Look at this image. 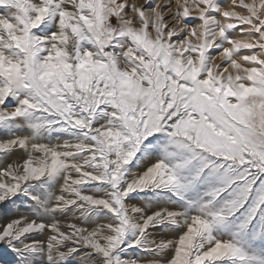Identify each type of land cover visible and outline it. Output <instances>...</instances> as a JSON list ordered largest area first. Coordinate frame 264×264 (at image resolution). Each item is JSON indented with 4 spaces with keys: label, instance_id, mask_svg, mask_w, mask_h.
<instances>
[{
    "label": "snow or ice",
    "instance_id": "6c2138e0",
    "mask_svg": "<svg viewBox=\"0 0 264 264\" xmlns=\"http://www.w3.org/2000/svg\"><path fill=\"white\" fill-rule=\"evenodd\" d=\"M0 264H264V0H0Z\"/></svg>",
    "mask_w": 264,
    "mask_h": 264
},
{
    "label": "rangeland",
    "instance_id": "374dc122",
    "mask_svg": "<svg viewBox=\"0 0 264 264\" xmlns=\"http://www.w3.org/2000/svg\"><path fill=\"white\" fill-rule=\"evenodd\" d=\"M133 2H136V3H142L143 0H133Z\"/></svg>",
    "mask_w": 264,
    "mask_h": 264
}]
</instances>
